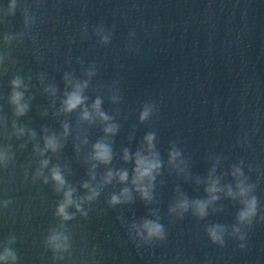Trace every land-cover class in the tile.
Here are the masks:
<instances>
[{"label": "water", "instance_id": "1", "mask_svg": "<svg viewBox=\"0 0 264 264\" xmlns=\"http://www.w3.org/2000/svg\"><path fill=\"white\" fill-rule=\"evenodd\" d=\"M10 2L0 0V50L10 53L7 71L0 72V148L10 146L13 155L6 167L0 165V253L13 249L16 264H264V221L259 220L264 215V0H17L9 15ZM25 12L36 18L27 28ZM98 25L111 32L106 45L95 35ZM5 34L17 39L8 45ZM17 74L28 103L19 117L9 103V81ZM65 74L73 81L89 80L86 106L91 112L99 97L101 110L112 117L109 123L119 125L115 135L103 132L105 123L95 113L89 122L81 119L82 108L62 111L70 91ZM50 86L55 94L46 91ZM146 102L157 109L141 123ZM14 123L24 128L23 135H16ZM153 131L162 168L154 200L147 203L134 190V163L125 162L123 154L125 148L134 155L146 147L143 138ZM53 134L61 147L41 155L37 149ZM99 140L111 145L108 165L91 159ZM173 142L182 155L169 163ZM45 159L49 164L41 168ZM54 166L75 189L73 200L87 216L75 205L67 209L73 219L56 215L64 196L51 180ZM233 166L242 167L247 182L256 185L259 202L257 218L244 229L243 249L231 236L224 247L215 245L206 232L215 223L231 232L236 223L240 204L227 195L228 186L236 191ZM123 169L129 172L127 183L114 178L104 184L107 171ZM212 179L219 180L221 191L206 218L191 211L183 218L169 213L182 196L210 199L205 189ZM86 182L100 192L94 201L81 202L90 194ZM124 187L133 202L110 206L111 195ZM150 213L160 216L167 239L137 247L130 226ZM54 230L69 237L67 251L54 252L48 245Z\"/></svg>", "mask_w": 264, "mask_h": 264}, {"label": "clouds", "instance_id": "2", "mask_svg": "<svg viewBox=\"0 0 264 264\" xmlns=\"http://www.w3.org/2000/svg\"><path fill=\"white\" fill-rule=\"evenodd\" d=\"M17 7V0H11L8 6L9 15L15 14V9ZM25 27H29V22L35 24L36 18L30 17L27 12H25ZM83 31H87V26H84ZM20 39H23V33L18 34ZM95 35L99 37V42L101 44H108L111 39V32L105 30L103 25H98L95 28ZM130 36H134V33H130ZM17 39V35L5 34L3 36L4 43L11 45L14 40ZM33 40L36 39L35 36L32 37ZM10 53L0 50V72H6L7 69L4 68L6 57ZM95 66L93 65V68ZM89 77L94 75V71L90 69L86 73ZM67 85L70 86V91L65 93V98L62 102V111L70 113L77 108H82V120H87L92 122L95 116L98 117L101 122L105 123L103 132L106 135H115L119 130V125L115 123H109L112 117L107 115L101 110L102 100L97 97L93 104L91 105L92 111L88 110L86 102L88 97L84 95L85 90L89 86V80H75L73 81L68 74L64 76ZM11 92L9 95V103L14 109V115L19 117L23 116L28 111V103L25 101L24 91L20 89L24 87L23 78L17 74L14 75L9 81ZM46 91H51L55 94V88L50 86ZM115 99V97H113ZM157 109V104L155 102H146L143 104L142 109L139 114V120L141 123L148 121L153 113ZM13 128L16 131V135H23L24 128H17L15 123ZM64 135L68 134V125L65 124ZM45 131H47L45 129ZM32 137H35V132H31ZM156 132H148L143 138L144 146L138 149L134 155H131L129 149H124L123 159L125 162L132 161L134 163V168L132 171L131 183L134 186V190L139 193L140 198L147 203H152L154 200L153 191L155 187V180L157 175H159L162 168V161L160 159V153L156 148ZM45 145L44 149L40 150V154L43 155L44 152L51 150L56 152L60 147L59 140L55 134L47 135L44 137ZM11 153V147L0 148V165L7 166L9 161L13 158ZM182 152L173 142L172 147L169 151V163H175V161L181 157ZM93 161L98 164L108 165L113 159V151L111 145L104 140H99L93 145L92 157ZM183 163V161H181ZM49 161L47 159L41 161V168L47 167ZM243 164V161H241ZM97 164H93L95 168ZM182 171V169H180ZM37 176L42 175V172L38 171ZM51 180L55 185V191L61 192L63 190V201L58 204L56 209V215L60 216L63 220L67 221L74 218V215L69 214L67 209L69 206L75 205L77 211L81 212L82 215L87 216V212H84L81 208V203H76L73 200V195L75 189L67 184L65 177L63 176L59 166H54L51 169ZM233 177L236 179V191H233L231 186H228L227 195L233 199L238 200L240 208L236 214V223L231 227V232L227 225L215 223L210 224L206 227V232L209 240L220 247H224L226 244V236L234 237L235 240L240 241L238 245L241 249L245 248L246 245L243 243L247 238V232L244 229H250L253 225L254 220L258 216V198L254 194L256 185L253 183H248V177L245 175L243 168L240 166H233L232 171ZM114 178H118V181L122 184L129 181V172L126 169L119 171L109 170L104 176V184L111 183ZM93 179L95 176L93 175ZM48 183V178L44 180ZM219 180L212 179L209 182L208 187L205 191L209 194L210 199H196L189 201L186 196H182L177 199L170 207L169 213L175 214L179 218H183L185 213L191 211L192 215L198 219L206 218L208 213L209 205L218 200L219 196L216 193L220 192L221 189L218 187ZM83 188L89 189L90 194L81 198L83 201H94L100 192L97 188L90 187L89 183H84ZM66 189V190H65ZM133 196L132 192L128 187L121 189L119 194H112L108 203L110 206H117L120 204L132 203ZM9 201H5V206ZM154 217V218H149ZM149 217H145L138 222H133L130 226L129 235L130 238L137 243V247L140 245H150L153 242L159 241L163 242L167 239V230L163 223L160 222V216L150 213ZM260 221H264V215L259 216ZM241 226H244L242 229ZM14 242V238H13ZM48 245L52 248L54 252L67 251L70 247L69 237L63 232L53 231L52 234L47 239ZM18 256L16 252L11 248H4V251L0 253V261H11V264H16Z\"/></svg>", "mask_w": 264, "mask_h": 264}]
</instances>
